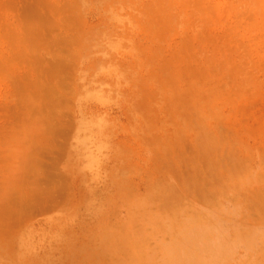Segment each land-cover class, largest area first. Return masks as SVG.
Returning a JSON list of instances; mask_svg holds the SVG:
<instances>
[{
  "label": "rangeland",
  "instance_id": "obj_1",
  "mask_svg": "<svg viewBox=\"0 0 264 264\" xmlns=\"http://www.w3.org/2000/svg\"><path fill=\"white\" fill-rule=\"evenodd\" d=\"M0 264H264V0H0Z\"/></svg>",
  "mask_w": 264,
  "mask_h": 264
}]
</instances>
